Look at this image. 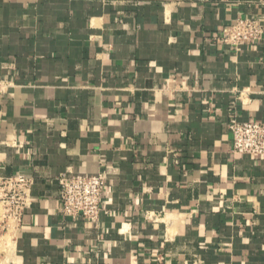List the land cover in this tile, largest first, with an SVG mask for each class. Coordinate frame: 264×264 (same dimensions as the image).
I'll use <instances>...</instances> for the list:
<instances>
[{
  "label": "crops",
  "instance_id": "1",
  "mask_svg": "<svg viewBox=\"0 0 264 264\" xmlns=\"http://www.w3.org/2000/svg\"><path fill=\"white\" fill-rule=\"evenodd\" d=\"M263 32L238 50V20ZM264 0H0V181H31L13 264H264ZM102 173L97 224L58 177Z\"/></svg>",
  "mask_w": 264,
  "mask_h": 264
},
{
  "label": "built area",
  "instance_id": "2",
  "mask_svg": "<svg viewBox=\"0 0 264 264\" xmlns=\"http://www.w3.org/2000/svg\"><path fill=\"white\" fill-rule=\"evenodd\" d=\"M263 32L255 20L242 19L222 29L216 40L223 46L238 50L246 42L257 40ZM232 135V152L255 157L264 156V122L255 120L229 122ZM59 185L60 213L63 218H80L97 224L102 208L105 179L102 173L79 175L66 171L57 179ZM31 181L19 175L0 181V204L4 218L20 222L26 209L31 205Z\"/></svg>",
  "mask_w": 264,
  "mask_h": 264
},
{
  "label": "rangeland",
  "instance_id": "3",
  "mask_svg": "<svg viewBox=\"0 0 264 264\" xmlns=\"http://www.w3.org/2000/svg\"><path fill=\"white\" fill-rule=\"evenodd\" d=\"M0 204V264H13L15 255V222L4 218Z\"/></svg>",
  "mask_w": 264,
  "mask_h": 264
}]
</instances>
